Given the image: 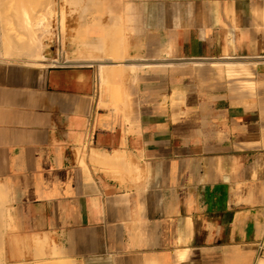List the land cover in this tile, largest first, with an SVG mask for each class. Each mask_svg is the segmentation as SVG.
<instances>
[{
    "label": "crops",
    "instance_id": "1",
    "mask_svg": "<svg viewBox=\"0 0 264 264\" xmlns=\"http://www.w3.org/2000/svg\"><path fill=\"white\" fill-rule=\"evenodd\" d=\"M56 21L40 57L0 55L17 233L61 264H258L264 0H93ZM27 244L5 251L37 261Z\"/></svg>",
    "mask_w": 264,
    "mask_h": 264
},
{
    "label": "rangeland",
    "instance_id": "2",
    "mask_svg": "<svg viewBox=\"0 0 264 264\" xmlns=\"http://www.w3.org/2000/svg\"><path fill=\"white\" fill-rule=\"evenodd\" d=\"M3 1H4V3H3ZM10 1H11V4L8 3ZM10 1L9 0L8 1L7 0H1V3H0V5L2 7V8H0V51H2L0 55H3V56H20V61L26 62V61H28V59H30V58L33 59V57H37V56L34 55V53H33L35 51V49L33 50V52L27 51L26 50L27 48L24 45L19 47L20 46V44H19V46H17L18 49H17V47L15 48V46L18 44V42H20V41L22 42V38H20V37H23L25 39V38L32 36L34 38V41H35V43L34 42L33 43L36 46V44L39 41L38 40L39 37H41L40 33L42 34V38H44V39L46 36H49L51 33H53L55 24L57 22L56 19L58 18V13H59L60 9H62L63 14L67 13V15H71V14L73 15L77 11L81 12V9H85L87 7V5L89 3H91L93 0H82V1L81 0H38V1L37 0H34V1L33 0H19V1L18 0L17 1L16 0H10ZM29 1H30V3H29ZM2 3H3V5H2ZM22 4H24V5H22ZM31 4H32V6H31ZM28 5H29V7H28ZM7 8H8V10H7ZM22 8H24V9L22 10ZM15 13H16V16H15V18H13L14 19L13 20L10 15H13V14L15 15ZM52 13H53V16H52ZM39 14H41V15H39ZM17 16H20V17H17ZM4 19H6L7 22ZM23 20H25V21H23ZM39 22H41V24ZM8 23H9V25H8ZM36 23H38V24H36ZM20 25H23L22 28H23V31L26 32L25 33L26 35L22 34V36H20L18 34L19 36L17 37L16 34L19 33L18 27L20 28ZM8 28H9V30H8ZM32 31H33V33H32ZM13 33H14L15 37H14ZM9 35H10V37H8ZM12 43H14V44L16 43L14 47L11 46ZM38 57H40V56H38ZM10 214H13V212H12L10 206L7 205V203L4 199L3 191H2L1 186H0V264H61V262L58 260H49V258L60 257V254L58 251L47 253L45 251V249L47 248L48 245H47V243L44 242V239L41 238V236L39 234H36L33 237L31 236V239L28 241V238H29L28 235H26V234L20 235L19 233H17V231L19 230L18 226L16 224L15 218L10 219L11 218ZM6 243H15L16 246H19V245H24V246L27 245L28 246L27 243H30L32 248H34L31 255L33 256V258H36L38 260L33 261V262L23 261L21 263L20 262L17 263L16 261H13L12 257L13 258L14 257H16V258L17 257H20V258L26 257V255H24L26 251H23L21 249L18 253L12 254L11 251H8V250L5 251V244Z\"/></svg>",
    "mask_w": 264,
    "mask_h": 264
},
{
    "label": "bare ground",
    "instance_id": "3",
    "mask_svg": "<svg viewBox=\"0 0 264 264\" xmlns=\"http://www.w3.org/2000/svg\"><path fill=\"white\" fill-rule=\"evenodd\" d=\"M8 1V0H7ZM10 1V0H9ZM17 1V0H16ZM19 1V0H18ZM34 1V0H33ZM38 1V0H37ZM82 1V0H81ZM36 2V1H35ZM0 3H1V0H0ZM3 3H4V1H3ZM3 3H2V5H3ZM8 3H10L11 4V1L10 2H8ZM7 3V4H8ZM13 3V2H12ZM20 3V2H19ZM29 3H30V1H29ZM9 4V5H10ZM46 4V3H45ZM6 5V4H5ZM16 5V4H15ZM22 5H24V4H22ZM13 6V5H12ZM27 6V5H26ZM31 6H32V4H31ZM34 6V5H33ZM5 7V6H4ZM11 7V6H10ZM28 7H29V5H28ZM35 7V6H34ZM41 7V6H40ZM0 8H2L1 7V5H0ZM14 8V7H13ZM21 8V7H20ZM31 8V7H30ZM33 8V7H32ZM16 9V8H15ZM24 8H22V10H23ZM54 9V8H53ZM98 9V8H97ZM7 10H8V8H7ZM95 10V9H94ZM93 10V11H94ZM38 11V10H37ZM54 11V10H53ZM92 11V14L94 13ZM104 11V9L102 8V7H99V9H98V11L96 12L95 11V17L98 15H100L101 13H104L103 12ZM22 12V11H21ZM36 12V11H35ZM6 13V12H5ZM10 13V12H9ZM26 13V12H25ZM33 13V12H32ZM40 13V12H39ZM22 14V13H21ZM9 15V14H8ZM39 15H41V14H39ZM51 15V14H50ZM11 16V18L13 19V18H15V16H16V13H15V15L13 14V15H10ZM36 16V15H35ZM52 16H53V13H52ZM115 16V15H114ZM6 17V16H5ZM17 17H20V16H17ZM34 17V16H33ZM39 17V16H38ZM9 19V18H8ZM40 19V18H39ZM50 19V18H49ZM6 22H7V20L6 19H4ZM14 20V19H13ZM38 20V19H37ZM23 21H25V20H23ZM35 21V20H34ZM48 21V20H47ZM9 22V21H8ZM16 22V21H15ZM40 24H41V22H39ZM114 23V22H113ZM7 24V23H6ZM12 24V23H11ZM36 24H38V23H36ZM112 24V23H111ZM8 25H9V23H8ZM81 25V24H80ZM6 26V25H5ZM13 26V25H12ZM17 26V25H16ZM22 26L23 25H20V28L18 27V29H19V33H17L16 35H17V37L20 35V36H22V34L24 35L26 32H24L23 31V28H22ZM82 26V25H81ZM76 29H78V28H76ZM8 30H9V28H8ZM8 32V31H7ZM30 32V31H29ZM5 33V32H4ZM32 33H33V31H32ZM40 33V32H39ZM43 33V32H42ZM19 34V35H18ZM128 34V33H127ZM11 35V34H10ZM10 35L8 36V37H10ZM13 35H14V33H13ZM26 35V34H25ZM40 36L41 37H39V41H38V43L36 44V46H35V41H34V38L32 37V36H30V37H28V38H23V37H20V38H22V42L20 43V42H18V44L15 46V44L14 43H12V47H14L15 46V48L17 47V46H19V44H20V46L19 47H21L22 45H24L27 49V51H30V52H33V50L35 49V51L33 52L34 53V55H36L37 57L38 56H40L41 54H42V52L44 51V46H45V43H44V38H42V34L40 33ZM14 37H15V35H14ZM125 37V36H124ZM19 38V39H20ZM16 39V38H15ZM14 40V39H13ZM34 42V43H33ZM37 42V41H36ZM17 49H18V47H17ZM42 65V64H41ZM7 215V214H6ZM10 219H14V216H13V214H10ZM258 264H264V255L260 258V260H259V263Z\"/></svg>",
    "mask_w": 264,
    "mask_h": 264
}]
</instances>
